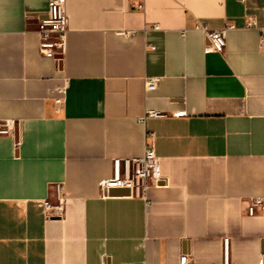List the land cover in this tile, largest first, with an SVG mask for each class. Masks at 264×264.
<instances>
[{
	"label": "crops",
	"instance_id": "0c3cea01",
	"mask_svg": "<svg viewBox=\"0 0 264 264\" xmlns=\"http://www.w3.org/2000/svg\"><path fill=\"white\" fill-rule=\"evenodd\" d=\"M48 3L0 0V264H222L226 238L233 264H264L246 203L264 198V0H66L59 61L40 54ZM198 22L234 27L223 53ZM146 145L164 182L104 196Z\"/></svg>",
	"mask_w": 264,
	"mask_h": 264
},
{
	"label": "built area",
	"instance_id": "2783aa9c",
	"mask_svg": "<svg viewBox=\"0 0 264 264\" xmlns=\"http://www.w3.org/2000/svg\"><path fill=\"white\" fill-rule=\"evenodd\" d=\"M246 3L247 0H238ZM139 10L145 9V5L138 4L135 6ZM69 19L66 11V0H49L48 11L46 17L41 22L40 35V54L43 57L52 58L56 61L61 59L64 52V40L68 32ZM258 27L256 18L250 14L247 15V28L253 29ZM157 29L158 26H155ZM233 26H226L222 29L212 30L206 25L198 22L196 30L202 32L208 44L205 48L207 54L223 53L226 47V39L228 32ZM261 48H264V38L261 41ZM69 81L65 79L64 84L56 88L55 92L59 94L55 103L62 107L66 102ZM157 81L155 79H147L145 82L146 90L155 89ZM184 113H178L175 116L181 117ZM165 115L157 111H147L143 117L139 119L141 123H145L149 118H163ZM11 132L10 123H0V135H7ZM113 177L109 183L103 187L105 192L109 190H128L130 196L147 197L148 190L151 186H160L165 178L161 174L159 158L153 145H146L142 157L115 159L113 161ZM60 205L57 207L60 212L63 211L62 198L63 188L57 186ZM247 212L249 216H256L259 210L264 208V198H250L247 200ZM44 213L50 218V211L53 206L49 200L42 203ZM124 264H147V263H124ZM180 264H190L188 256L181 257ZM222 264H233L230 255V240L224 239V259Z\"/></svg>",
	"mask_w": 264,
	"mask_h": 264
},
{
	"label": "water",
	"instance_id": "95a60500",
	"mask_svg": "<svg viewBox=\"0 0 264 264\" xmlns=\"http://www.w3.org/2000/svg\"><path fill=\"white\" fill-rule=\"evenodd\" d=\"M126 191H128V190H126ZM129 192V191H128Z\"/></svg>",
	"mask_w": 264,
	"mask_h": 264
}]
</instances>
